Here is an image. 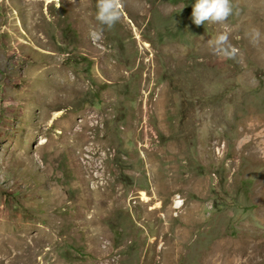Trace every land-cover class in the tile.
<instances>
[{
	"label": "rangeland",
	"instance_id": "374dc122",
	"mask_svg": "<svg viewBox=\"0 0 264 264\" xmlns=\"http://www.w3.org/2000/svg\"><path fill=\"white\" fill-rule=\"evenodd\" d=\"M122 2L0 0V264H264V0Z\"/></svg>",
	"mask_w": 264,
	"mask_h": 264
},
{
	"label": "clouds",
	"instance_id": "9594fccd",
	"mask_svg": "<svg viewBox=\"0 0 264 264\" xmlns=\"http://www.w3.org/2000/svg\"><path fill=\"white\" fill-rule=\"evenodd\" d=\"M60 5H57L59 8ZM95 19L101 27L90 31V38L93 43L103 39L105 27L111 29L121 19L123 2L122 0H97ZM234 6L232 0H195L192 6V20L197 26L205 22L224 24V30L220 32L214 41H210L213 45L214 52L217 55L227 59H234L238 54V49L229 41V30L226 21L229 16L233 15ZM238 15V11L236 12ZM261 33L258 29H252L251 38L255 43Z\"/></svg>",
	"mask_w": 264,
	"mask_h": 264
},
{
	"label": "bare ground",
	"instance_id": "6f19581e",
	"mask_svg": "<svg viewBox=\"0 0 264 264\" xmlns=\"http://www.w3.org/2000/svg\"><path fill=\"white\" fill-rule=\"evenodd\" d=\"M48 2H50V1H54V0H47ZM61 115V112H56L55 113V117H59ZM256 128L257 127H255V128H253V127H244V129H243V131L245 132V134L246 133H251V132H253V131H255L256 130ZM243 131H242V133H243ZM82 134V136H84V134L83 133H81ZM85 137V136H84ZM246 142V141H245ZM257 145V144H256ZM259 149H261L260 147H259ZM263 150V149H262ZM255 151V150H254ZM257 151H258V149H257ZM256 152V151H255ZM264 153V152H263ZM261 186H263V185H261ZM261 190V189H260ZM262 191V190H261ZM144 196V199H147V196L146 195H143ZM175 205H174V207H181V202H179V201H175V203H174ZM214 264V263H213Z\"/></svg>",
	"mask_w": 264,
	"mask_h": 264
}]
</instances>
